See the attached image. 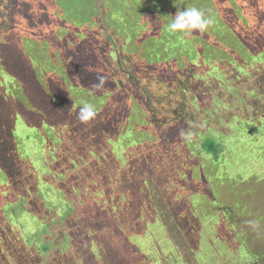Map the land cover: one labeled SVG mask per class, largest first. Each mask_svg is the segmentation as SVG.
<instances>
[{
    "label": "rangeland",
    "instance_id": "rangeland-1",
    "mask_svg": "<svg viewBox=\"0 0 264 264\" xmlns=\"http://www.w3.org/2000/svg\"><path fill=\"white\" fill-rule=\"evenodd\" d=\"M191 4L203 11L207 10V7L212 8L213 5L212 0H0V57L2 64L7 69L12 71L21 68L24 75L20 76L17 71H14L13 73L16 75L14 83L19 81L23 89H29L28 94H32L40 104L45 103L44 96L38 95L43 92L32 72L29 73L27 66L29 60L25 56L27 53L35 52V55L45 56L48 67H58L52 62L56 61L58 64L67 56V53L61 48L62 44L58 38H84L74 48L78 61L74 66V73L69 76L72 82H68L74 85V89L78 86L86 87V92L77 90L81 99L90 100L92 98L89 88L92 89L94 84L99 83L98 76H103L105 84L103 88H95L94 91L98 96H93L98 99L101 98L103 104L108 102L110 97H104V91L107 93L113 85L112 82L115 81L119 84L117 99L119 102L122 100L128 106L127 99L124 100L129 91L127 88L129 85L128 77L132 83H134L132 78H136L139 81L137 84L142 85L148 92L150 99H146V101H149L150 107H143L144 101L141 102L134 95H129L128 111L122 110L123 117H120V120L116 119L120 126L118 131L110 133L111 130L108 128L109 139L107 142L104 141V144L109 150L102 149H104L107 162L113 163V176L116 177L118 174L117 177L123 178L125 174L119 175L123 172L121 165L126 169L127 164L137 166L141 160L145 159L143 156L144 147L142 146L156 147L161 150L169 144H179L177 140H181L184 145H181V149L185 148L186 155L188 154L185 158L191 163L190 176L195 182L204 186L203 188L206 187L207 192L196 191L193 188L195 192L190 193L192 195L191 200L187 199L186 191L176 185L178 180L173 178L172 183L168 186L161 184L164 178L173 177L172 172L165 175L166 169L157 183L151 187V190L157 188L158 185L161 192H167L170 188L169 194L173 193V189L179 193L180 203L173 207L180 214L183 206L190 210L192 208L197 209V213L194 212V217L201 216L202 222L199 221V217L193 220L191 216L193 210L189 212L188 209H183V211H188L187 213L184 211L186 219L179 217V215L176 218L183 231H187V228L198 230L199 222H201L199 230L202 253L200 252L199 256L204 255L209 262L204 264H234L233 259L238 264H257L258 259L250 256L240 257L235 251L236 244L241 242V238L233 231L231 232L232 224H235L236 231H238L237 226L239 224L249 232L253 227L249 225V222H236L237 218L232 221L230 220L231 216L227 215V218L224 214L227 211L225 194H230L229 196L233 198L234 202H242L245 205L244 208L240 205L242 209L240 212L241 219L256 221L257 225L254 228L257 230L259 228L264 229V163L259 158L261 155L259 149L264 143V118L260 119L258 114H253L260 111V107L252 105L253 95L239 99L235 89H231L229 90L232 94L231 100L227 98L226 90L220 88L221 85L212 87L210 91H207L208 94L202 97L200 108L203 110L196 111L199 113L196 122L206 117L203 125L200 126V128L203 126L205 129L204 133H193L188 116H182L184 118L178 122V130L176 127L174 128L171 125L174 121L169 120L172 119L171 115L176 103L174 101L163 103L159 99L162 94L168 93V91L163 83L155 78H159L161 72L164 71L157 64L159 62H171L172 64V61L181 59L182 54L177 50L179 48L177 42L178 36L185 35L181 31H177L176 34L172 33L168 29V24L178 11L190 8L189 5ZM214 24L217 28L222 26L217 19H214ZM61 26L63 28L59 31L58 28ZM54 28L55 31H53ZM77 30H79L78 34ZM226 32V37L223 38L222 43L228 45L231 50L242 51L244 46L239 43L238 37L233 32L228 30ZM186 37L187 46L190 47V50H194L192 49L194 39L191 38H195L196 33L189 32ZM39 38H48L51 41L50 47L42 49L41 47H44L43 40L38 41ZM86 38L89 39L90 44H87L90 49L83 45ZM121 41L122 50L128 52L130 48L133 54L129 53V56L135 55L138 59L132 56H130L131 59L119 56L113 47L116 48L121 44ZM211 49L212 54L200 69L192 72V78L199 75L204 76L214 71L215 69H208L210 60L220 62L222 58H225L226 65H229L227 62H232L233 56L222 53L227 50H224L219 44ZM196 51L201 53L199 49ZM244 55L250 57L247 52ZM172 66L175 67V65ZM170 68L172 67L166 66L167 72H172ZM57 79L58 73H54L51 77V83L55 86V91H59L61 87L56 83ZM6 80H10V77L2 71L0 87L3 89L0 93L9 97L8 102L10 103L5 105L0 100V122L5 119L10 122L11 117H16L15 135L19 156L23 161L29 162L35 170L38 180L36 196L51 214L50 218L45 219L38 214L29 213L25 208L27 204L23 210L17 203V205L7 203V209L12 210L8 211L12 229L20 234V238L28 247H39L37 249L39 253L49 255L53 252V248L59 247L68 250L72 245V237L68 230L70 224L68 225L64 220L65 211L62 208L63 205L68 206L66 203L69 204L70 201H73L65 198L63 190L59 186L67 181L66 173H58L53 167L54 163L59 161L57 157L59 149L57 147L59 148L64 142L66 132L64 130L57 132L45 124L42 126L30 125L25 114L22 116L14 102L20 98V94L12 92L9 86H12L13 83L8 85ZM160 80L162 81V78ZM204 84L207 85L206 82ZM108 85L110 86L108 87ZM5 89L6 93L4 92ZM202 95L197 93L195 97ZM212 95L215 99L210 100ZM254 95L258 101H263L256 93ZM74 96L78 97L75 93ZM12 97L15 99L12 100ZM87 102L90 103V101ZM96 105L101 106L97 102ZM96 108L100 109L101 107ZM15 109L17 111H13ZM47 111H50L49 107H47ZM127 114H129L128 118L123 119ZM46 119L50 121L54 117H47ZM38 120V118H33L32 121ZM182 124L185 130L181 128ZM152 132L153 135H158L164 139L162 141L163 146L151 137ZM169 133L174 135L168 136ZM207 138H212L216 142V146H218L216 150L209 151L206 149ZM175 151H178L177 147ZM176 154L181 156L180 152H176ZM115 170L117 171L115 172ZM130 170L132 169L127 167V171ZM241 170L246 171L248 176L245 177L246 174L241 173ZM135 173L133 171L130 174L133 176ZM139 175L136 177L138 181L141 180ZM242 176L244 177L243 182L241 181ZM6 179L5 174L0 171V202L3 199L9 200L10 191L6 188L8 187ZM130 184L133 187L132 180H130ZM3 186L5 187L3 188ZM240 186L247 192L241 188L237 189ZM250 189L252 191H249ZM78 194L81 196L82 192L74 191L72 198ZM93 196L95 200L101 198V195L96 191L93 192ZM61 200L66 203H62ZM233 200L228 199V204L232 205ZM173 202L175 203L174 200ZM83 207L82 204V208L76 209L78 212H73L71 215L80 214ZM238 208L239 205H236V211ZM254 209H257V212ZM95 210L97 215L101 217L100 210L97 208ZM107 210L106 208L105 212L108 215ZM218 214L219 217L214 219ZM176 215L174 213V216ZM109 216L111 217L110 214ZM228 220L231 223L228 224ZM194 223L198 225L195 226ZM148 228H153L155 242L151 234L152 231L147 232L145 237L138 236L132 240L135 243L141 240L145 247L152 246L151 250L153 251L151 253L146 252L145 255L150 257L149 260L159 261V264L162 261V254L168 255V253L174 252L173 243L159 219L148 224ZM239 231L242 230L239 229ZM106 233L107 235L118 233V230L109 228ZM169 236L171 235L169 234ZM217 237L219 240H215ZM233 237L237 241L234 245ZM103 239L104 236H100L98 239L99 243L95 250L98 256L102 255L101 241L104 242ZM196 240L198 238L193 242ZM252 246L264 251V236L252 243ZM105 249L108 250L107 247ZM166 249L170 250L166 251ZM221 252L228 253L230 258L224 257ZM82 259L83 262L88 260L84 257ZM167 260L173 262L169 256ZM259 264H264V260H259Z\"/></svg>",
    "mask_w": 264,
    "mask_h": 264
},
{
    "label": "trees",
    "instance_id": "trees-1",
    "mask_svg": "<svg viewBox=\"0 0 264 264\" xmlns=\"http://www.w3.org/2000/svg\"><path fill=\"white\" fill-rule=\"evenodd\" d=\"M212 3V8L207 7L205 13L217 19L222 26L217 28L216 24L210 25L208 30L203 33L193 30L192 32L196 33V37L191 38L194 39V46L192 48L194 50H190V47L187 46L186 36L188 33L181 31L185 34H182V37L178 36L177 42V46H179L177 50L182 54L181 59L172 61V64L171 62H159L157 64L164 71L161 72L159 78H155L159 79L168 91V93L162 94L159 99L163 103L173 101L176 103L171 115L172 119L169 121H174L171 125L174 128L176 127L177 130L179 129L178 122L184 118L182 116H188L190 124H192L191 130L193 133L205 132L203 126L201 128L200 126L203 125L206 117L196 122V117L199 116V113L196 111L203 110L200 108L202 97L208 94L207 91H210L212 87H217L218 85H221V89L226 90V96L231 100L232 94L229 92L231 89H235L239 99H245V96L252 94L254 97L252 105L260 107V111L253 114H258L257 116L260 119L264 118V0H212ZM189 7L195 6L191 4ZM62 28L61 26L58 30L60 31ZM55 30L54 28L53 31ZM227 30L231 33L233 32L238 37L239 43L244 46L241 49L242 51L231 50L228 45L222 43L223 38L226 37ZM78 31L77 34L79 33ZM172 33L176 34V32ZM83 39L58 38L62 44L61 48L67 53V56H64L66 60L62 57L63 59L60 63L56 64V61L52 62L58 67H48L45 56L35 55V52L25 53V58L31 64V66L27 64L29 73L32 72L43 92L38 95L44 96V98L42 97L45 101L44 104L37 102L32 94L29 95V89H23L19 81L14 83L16 79L14 71H17L20 76L24 75L21 68L12 71L7 69L2 64L0 57V78L2 71L6 72L10 77V80H6L8 85L13 83L12 86H9L10 90L20 94V98L14 101L16 108L22 116L25 114L29 124L32 126H35V124L41 126L45 124L48 128H54L57 132L61 130L66 132L64 142L59 148L57 147L59 149L57 153L59 161L58 163H54L53 167L58 173H66L67 181L59 186L63 190L65 198L73 201H70L68 204L61 200L62 203L68 205L66 207L63 205L62 208L65 211L64 220L68 225L70 224L68 230L69 235L72 237V245H70L68 250L67 248L63 249L59 247L53 248V252L49 255L39 253L37 251L39 247H28L20 238V234L13 231L11 220H9V212L12 210L7 209V203H11L9 205L13 203L14 205L18 204L23 210L26 208L29 213L38 214L40 217H45V219L50 218L51 214L44 208V204L36 196L38 180L35 170L29 162L23 161L19 156L18 142L15 135L16 117H11L10 122L7 119L1 121L0 171L7 177L5 181L8 183V187L6 188L10 191V201L3 199L0 202V264H158L159 261L155 259L149 260L150 257L145 255L146 252L151 253L153 251L151 250L152 246L145 247L144 242L141 240H138L137 243L132 240V238H137L138 236L145 237L147 232L150 233V231H152L151 234L153 235V228H148V224L154 223L156 219H159L163 223L174 249V252H171L172 254H162V261L159 264L209 263L204 255L199 256V253H202L199 230L202 222L201 216H198L199 221H201L199 225L197 224L198 230L186 227L188 230L183 231L176 217L179 215V217L186 219L184 211L186 213L188 211H183V209H188V207L183 206L181 214L175 211L173 206L176 207V204L180 203V199L178 198L179 193L173 189V193L169 194L170 188L167 192H161V188L158 185L157 188L151 190V187L157 183L159 177L163 175L166 169L167 173L165 175L172 172L173 177L164 178L161 184L168 186L172 183L173 178L174 180H178L176 185L186 191L187 199L191 200L192 195L190 193L195 192L193 188L196 191L207 192L206 187L203 188L204 186H201L200 183L195 182L191 178V163L185 158L188 155H186L185 148L181 149V145L184 146L181 140H177L179 144H169L161 150L156 147L142 146L144 147L143 156L145 159L141 160L137 166L127 164V167L136 173L132 176L130 173L133 171L130 170L128 172L127 167L124 169V166L121 165L123 172L119 175L125 174L123 178L117 177L118 174L116 177L113 176V163H108L104 155V149L106 151L109 150L104 141L107 142L109 139L108 134L118 131L120 126L117 124L116 119L120 120L119 118L123 117L122 110L126 109L128 111L130 104L129 95H134L141 102L144 101L142 103L143 107H150L149 101H146L150 97L148 92H146V88L137 84L139 81L136 78H132L134 80V83H132L128 77L129 85L127 88L129 91L124 97V100L127 99L126 103L128 106L122 100L119 102V99H117L119 84L115 81L112 82L113 85H111L112 87L109 88L107 93L104 91L103 96L110 97L108 102L103 104L101 98L98 99L93 96H98L94 91L95 87L89 88L93 99H81L77 90L86 92V87L82 88L78 86L74 89V85L68 82H72L69 76L74 73V66L76 61H78L74 48ZM41 40H43L44 45V47H41L42 49L50 47L51 41L48 38L38 39V41ZM85 40L86 42L84 41L83 43L84 47L90 49L87 44L89 43V39L86 38ZM218 44L224 50H227L222 53L233 56L232 62H227L229 65H226L225 58H222L220 62L210 60L211 63L208 69L215 70L210 74L206 72L207 75H199L192 78V72L197 71V69L203 66L204 62L212 54L211 48L215 45L218 46ZM121 45L122 41L116 48L113 47L120 57L130 59V56L136 57L135 55L129 56V53L133 54V51L129 48L128 52H125L122 50ZM196 49L201 50V53L196 51ZM245 52L250 54V57H245ZM136 58L138 59V57ZM22 64L20 65L21 67ZM167 65L172 67L170 68L172 72H167ZM172 65H175V67L173 68ZM59 72L63 74L61 75ZM54 73H58L56 83L61 86L59 91H55V86L51 83V77ZM161 78L162 81L160 80ZM205 82L207 85L204 84ZM83 84L86 83L83 82ZM1 89L3 88L0 87V92H2ZM6 89L4 90L5 93ZM73 92L78 97L74 96ZM197 93L203 95L195 97ZM254 93L260 96L263 101H258ZM213 95L216 97L215 94ZM213 95L210 100L215 99ZM8 98L4 93H0V100L5 105L6 103H10L8 102ZM87 101H90V104L94 106L95 113H97L94 118L85 123L80 121L78 114L82 105ZM96 102L101 106L96 105ZM47 107L50 108V111H47ZM96 107L101 108L98 109ZM17 109L13 111H17ZM128 116L129 114L123 119L128 118ZM47 117H54V119L48 121ZM33 118H38L39 120L32 121ZM108 128L111 130L110 133ZM181 128L185 130L183 124ZM181 133L183 134L184 132L182 131ZM151 135L153 139L163 146L162 141L164 139L158 135H153V132ZM173 135V133L168 134V136ZM206 143V149L209 151H214L218 147L212 138H207ZM175 146L178 148V151H175ZM176 152H180L181 156H178ZM259 152L261 153L259 158L264 163V143ZM241 173H245V177L248 176L246 171L241 170ZM138 175L141 179L140 181L136 178ZM130 180H132L133 187L130 184ZM241 181H244L243 176L241 177ZM198 187L203 189L200 190ZM239 188L243 189L241 186L237 189ZM74 191H80L82 195L79 196L78 194L72 198ZM94 191L101 195V198L95 200L93 196ZM245 191L242 192L244 193ZM249 191L252 190L250 189ZM229 195L225 194L227 211L224 214L226 217L227 215L231 216L230 220L232 221L237 218L238 221L236 220V222H249L241 219L240 212L242 209L240 205L243 208L245 205L242 202H234L233 198ZM228 199L233 200L232 205L228 204ZM237 200L239 201V199ZM96 202L98 203L96 204ZM26 204L27 207L24 208ZM82 204L84 207L80 210V214L71 215L73 212L77 213L76 209H81ZM236 205H239L238 211L235 209ZM105 207L108 209V215L105 212ZM96 208L100 210L101 217L97 215ZM188 210L189 212L193 210V215L191 216L193 220H196L198 217H194V212L197 213V209L192 208ZM254 210L257 212V209ZM174 213L177 215L174 216ZM218 217L219 214L214 219ZM230 220L227 221L228 224L231 223ZM194 225L197 226L195 223ZM235 227V224L231 225V232L233 231L234 234L241 238V242L237 243L236 238L233 237V245L237 243L235 251L240 257L250 256L258 259L257 264H259V260H264V251L260 248H254L252 243L264 236V229L259 228L257 230L253 227L249 228V232V230H246L240 224L237 226L238 231H236ZM109 228L118 230V233L107 235L106 232ZM239 229L242 231H239ZM100 236H104V242L101 241L102 255L98 256L95 250L97 249ZM196 238L198 240L193 242ZM153 239L155 242L154 235ZM217 239L219 240V237L215 240ZM106 247L108 250L105 249ZM168 250L166 249V251ZM221 255L230 258L228 253L224 254V252H221ZM168 256L173 262L167 260ZM82 257L88 260L83 262ZM233 262L234 264H238L235 259H233Z\"/></svg>",
    "mask_w": 264,
    "mask_h": 264
},
{
    "label": "clouds",
    "instance_id": "clouds-1",
    "mask_svg": "<svg viewBox=\"0 0 264 264\" xmlns=\"http://www.w3.org/2000/svg\"><path fill=\"white\" fill-rule=\"evenodd\" d=\"M214 24V18L207 15L205 11L192 7L186 8L185 10L178 11L172 21L168 24V29L171 32L182 31L185 33L198 30L203 33L208 30L210 25ZM99 83L93 85V87L100 89L105 84V78L103 76L97 77ZM96 115L94 106L90 103L85 102L80 108L78 118L81 122H88ZM249 225L255 227L256 221H249Z\"/></svg>",
    "mask_w": 264,
    "mask_h": 264
}]
</instances>
